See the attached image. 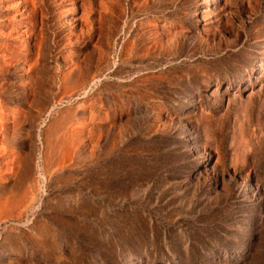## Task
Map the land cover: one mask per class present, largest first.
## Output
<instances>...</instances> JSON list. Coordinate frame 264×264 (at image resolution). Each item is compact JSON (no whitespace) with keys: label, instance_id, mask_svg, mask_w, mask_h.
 I'll return each instance as SVG.
<instances>
[{"label":"rangeland","instance_id":"374dc122","mask_svg":"<svg viewBox=\"0 0 264 264\" xmlns=\"http://www.w3.org/2000/svg\"><path fill=\"white\" fill-rule=\"evenodd\" d=\"M0 264H264V0H0Z\"/></svg>","mask_w":264,"mask_h":264}]
</instances>
